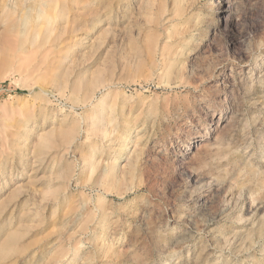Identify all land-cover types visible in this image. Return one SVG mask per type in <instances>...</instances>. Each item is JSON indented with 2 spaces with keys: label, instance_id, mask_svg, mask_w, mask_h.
<instances>
[{
  "label": "rangeland",
  "instance_id": "obj_1",
  "mask_svg": "<svg viewBox=\"0 0 264 264\" xmlns=\"http://www.w3.org/2000/svg\"><path fill=\"white\" fill-rule=\"evenodd\" d=\"M0 264H264V0H0Z\"/></svg>",
  "mask_w": 264,
  "mask_h": 264
}]
</instances>
